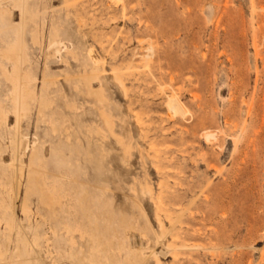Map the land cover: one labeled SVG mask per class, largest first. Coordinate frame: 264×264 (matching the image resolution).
I'll list each match as a JSON object with an SVG mask.
<instances>
[{"label":"rangeland","instance_id":"rangeland-1","mask_svg":"<svg viewBox=\"0 0 264 264\" xmlns=\"http://www.w3.org/2000/svg\"><path fill=\"white\" fill-rule=\"evenodd\" d=\"M0 264H264V0H0Z\"/></svg>","mask_w":264,"mask_h":264},{"label":"bare ground","instance_id":"bare-ground-1","mask_svg":"<svg viewBox=\"0 0 264 264\" xmlns=\"http://www.w3.org/2000/svg\"><path fill=\"white\" fill-rule=\"evenodd\" d=\"M25 3V2H24ZM22 4H23V0H22ZM20 82H22V81H20ZM20 82H18V83H20ZM23 86H25V85H23ZM27 93V92H26ZM18 94V93H17ZM17 97H19V96H17ZM23 97V96H22ZM20 98V97H19ZM25 98V97H24ZM20 99H22V98H20ZM26 99V98H25ZM17 100V99H16ZM25 102V101H24ZM21 103V102H20ZM21 105H24V104H21ZM27 107V106H26ZM21 115V114H20ZM19 168V167H18ZM29 178V177H28ZM33 185V184H32ZM31 189V188H30ZM28 190H29V188H28ZM27 190V191H28Z\"/></svg>","mask_w":264,"mask_h":264}]
</instances>
